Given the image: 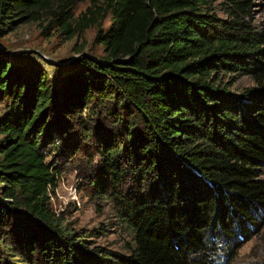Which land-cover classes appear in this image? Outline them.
Instances as JSON below:
<instances>
[{
    "label": "trees",
    "instance_id": "trees-1",
    "mask_svg": "<svg viewBox=\"0 0 264 264\" xmlns=\"http://www.w3.org/2000/svg\"><path fill=\"white\" fill-rule=\"evenodd\" d=\"M79 1L0 0L10 25L43 18L68 38L95 27L104 51L80 54L53 86L0 46V248L23 257L3 264L234 259L264 226V30L251 2L225 0L219 17L211 0H89L75 16ZM228 75L256 86L236 94ZM90 138L89 182L131 229L129 253L95 245L98 230L70 229L50 208L58 162L47 151L73 158Z\"/></svg>",
    "mask_w": 264,
    "mask_h": 264
},
{
    "label": "rangeland",
    "instance_id": "rangeland-1",
    "mask_svg": "<svg viewBox=\"0 0 264 264\" xmlns=\"http://www.w3.org/2000/svg\"><path fill=\"white\" fill-rule=\"evenodd\" d=\"M224 1L211 0L209 5L212 12L219 17H226ZM249 1L252 5L250 23L257 29L264 30V0ZM89 4V0L77 2L73 7L74 15L77 16L84 11ZM11 19V17L0 19V46L5 47L23 66L42 67L53 86L59 84L62 71L70 68L80 54L94 57L104 55L103 46L94 41L95 27L86 29L81 35L68 38L57 26L48 27L47 19L42 18L14 26L9 24ZM110 22L108 14L103 22V28L106 29ZM229 76L224 82L229 81V90L236 94H240L245 88L256 86L248 76L235 77L232 82ZM5 108L6 103H1L0 117ZM90 121L95 123V120ZM103 123L111 124L108 120H104ZM83 144L82 150L73 158L68 156L53 158L49 150L47 151L46 161L58 162L55 185L49 190L50 208L60 222L70 229L98 230L100 233L92 237L95 245L129 253L134 243L133 233L116 217L111 201L100 197L94 185L89 182V179L94 178L92 169L98 166L97 155L90 159L95 153L94 141L91 138ZM253 232L252 238L244 241L235 258L232 260L229 258L224 264H264V226L263 229H256ZM6 252L7 249L0 248V256H3L1 264L4 259L9 263L14 261L20 263V259L23 258L13 256L12 252L5 254Z\"/></svg>",
    "mask_w": 264,
    "mask_h": 264
},
{
    "label": "clouds",
    "instance_id": "clouds-1",
    "mask_svg": "<svg viewBox=\"0 0 264 264\" xmlns=\"http://www.w3.org/2000/svg\"><path fill=\"white\" fill-rule=\"evenodd\" d=\"M221 247H222V244L218 243L215 253H211L209 255V259L216 260L218 256L222 255V252L220 251Z\"/></svg>",
    "mask_w": 264,
    "mask_h": 264
}]
</instances>
